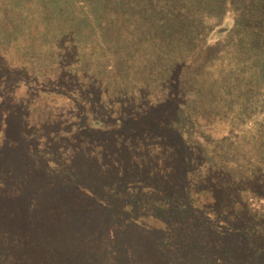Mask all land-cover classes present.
<instances>
[{"label": "trees", "instance_id": "obj_1", "mask_svg": "<svg viewBox=\"0 0 264 264\" xmlns=\"http://www.w3.org/2000/svg\"><path fill=\"white\" fill-rule=\"evenodd\" d=\"M71 2L17 0L10 8L30 33L0 78L32 75L38 85L30 97L22 85L1 97L10 138L0 160V264H264V0ZM61 13L80 32L70 24L58 46L77 49L82 76L106 78L89 57L98 50L100 60L128 67L113 72L111 96L82 99L91 107L75 113L83 118L75 127L51 94L73 96L74 70L38 79L40 67L60 59L54 44L38 47L60 28ZM89 30L98 37L81 49ZM30 57L33 67L18 76L16 65ZM10 66L18 74L5 73ZM151 70L167 84L162 91L148 89ZM196 70L200 78H190ZM138 78L148 79L143 91ZM39 141L45 166L59 164L54 172H42L39 157L27 161ZM16 142L21 148H11ZM21 158L23 171L14 164ZM31 165L32 175L16 177Z\"/></svg>", "mask_w": 264, "mask_h": 264}, {"label": "rangeland", "instance_id": "obj_2", "mask_svg": "<svg viewBox=\"0 0 264 264\" xmlns=\"http://www.w3.org/2000/svg\"><path fill=\"white\" fill-rule=\"evenodd\" d=\"M4 2L6 3L7 6L9 5V8L6 9L5 11H1L0 10V61H2V63L4 64V65H2L0 63L1 64L0 65V69L4 68L2 66H6L7 67L8 65H11V63H10L11 59H14L16 56H18L16 54H20L18 48L21 47V43H22V40H21L22 38L21 37L22 36H27V34L30 33L27 29L25 30L22 27H18V25L15 23V19L14 18L17 19L16 15H15V11L11 10L10 8L17 7V0H0V7H2V4H4ZM72 2H74V0H72ZM77 2L79 4H81V2H79V0H77ZM72 5H74V4H72ZM75 8H77V7H75ZM18 11L20 13L19 7L17 8V12ZM71 19H72L71 16L66 17L64 15V13H61L59 15L60 28H58L57 32H55L53 35L48 36V37H46V35H43L45 37V39H46L45 42H43L44 46H39L38 48H43V47L47 48V47H50V45L54 44L53 47L56 49L57 52H59L60 59L56 60L58 62H55V60H50L48 62H53V63H47L46 62L44 64L46 67L45 66L40 67L41 74L39 75L38 79L42 81V84H44V82H46L48 80V78L50 77L51 72H54L55 70H56V72H58L61 75L64 72L68 71V70H74V71H71V72H73L75 74V78H67V79H73V80L76 81V83L74 85L71 83V85L74 86V89H71L70 91H74V92H70L69 91L70 95L73 94V96H69L67 94H64V92L51 93V94H53V96L55 95V97L58 100L57 102L59 104L61 102L63 104L62 106H59V109L56 110L57 112H59V114L63 115L62 117H60V116L59 117L62 120L66 119L71 125H73V127H75L76 124L77 125L80 124L79 120L83 119V118H79L75 113L79 112V113H83L84 114V113H86L85 109L87 111V108L91 107V105H86L87 106V108H86V106L84 105L82 99L85 98V100L89 101L88 98L93 95L92 92H97V94H104V95L111 96L112 87L117 89L114 85L118 84V82H119L118 80H117V83L113 81V72L114 73H116V72L119 73V70H120L121 73L126 75V69L128 67L125 68L123 63H122L123 65L120 66L121 61H118V65H117V67H115V65H114L115 62L114 61L111 62L109 57L108 58H102L100 60L99 58L103 55V53L100 54V52L98 50L95 53V57H91V56H89V57L91 59L95 58V60H96L95 62H97V63L99 62V65L101 66L100 69L102 71V74L104 72L103 76H105L106 78H85L84 76H82L81 73L78 71V64H77L78 60L76 59V57L74 58V55H73V54H76L77 49L75 47L74 48H70V47L66 46L67 43L62 45V46H58V43L61 42L60 38L63 37L62 34L65 32L64 29L69 27L70 24L72 25ZM5 25H7L8 28H3ZM72 26H71V28L74 27V30H75L74 32L75 33H79L80 32V31L75 29V26H73V27ZM36 33L37 34L41 33V31H35L34 34H36ZM49 33H53V31H51ZM64 34L67 35V33H64ZM93 35L98 37L97 32H93V30H89V32L85 35L86 39L84 41L82 40L83 42L81 44H79L78 46H80L81 49H82V47H84L86 44L90 45L88 43V41L95 40L94 38L91 37ZM83 44H85V45H83ZM33 47H34V45H33ZM153 50L159 51V48L153 47ZM127 51H130V50L127 49ZM112 52H113V56H114V53L116 54V50L112 51ZM66 53L69 55V58L66 57ZM84 53L87 54V52H84ZM82 55L83 54H82V51H81L80 52V58L82 57ZM90 55H91V52H90ZM19 58L20 57L18 56L14 60H18ZM118 59H122V58H118ZM122 60L126 61L125 59H122ZM19 62H21V61H19ZM19 62H18V65H16V67H15L16 69L20 67L19 74L16 73L15 71H13L14 70L13 66H10V69L8 71H5V73H8L9 75L18 74V76H21V73H24V72L26 73L27 72L26 68H28L27 67L28 65H26V64H29L31 67H33V65H34V60L31 57L29 59H25L24 64L21 65V66H20ZM85 62H87V61H85ZM135 64H136L135 61H130V65H135ZM113 66L115 67L114 71H113V68H114ZM147 67H155V66H154L153 63H148ZM110 70H112V71L109 72ZM153 72H154V70L148 71L147 72V75H148L147 78H149V74H150V75H152L151 78L155 79L156 82L149 85L148 82H147L148 79L138 78V80L140 81L139 82L140 86H136V90H142L143 91V90H145L147 88L146 85H149L148 89L150 91H152L153 93L155 92V90L162 91L164 89V87L162 86L164 84L162 78L154 77L153 76ZM196 72H197V70L194 71V73L190 76V78H200V77L196 76V74H195ZM0 73H1V71H0ZM138 73L141 74V71H139ZM31 74H32V72H31ZM144 74L145 73H142V76H144ZM163 74L166 75V73H164V72H163ZM2 76H5V75L2 74L1 77ZM129 76L130 75H128L126 78H129ZM44 77H47V78H44ZM32 78H33L32 75L27 76V78H21V77H19V78H0V113L3 110V104H2L3 101L1 99V97H4V98L13 97L14 93H12V92L16 93V90H18V89H19V91L20 90H24V88L21 89L22 87H20V85L27 87V91H26L25 95H28L30 97V95L28 94V93H30V90H28V89H31V88H33V86H37L38 85V83H36V85H34L35 82H34V79H32ZM34 78H36V77H34ZM123 79H125V78H123ZM84 80H86V86L87 87H88L87 80L92 81L93 86L96 88V91H94V90L91 91L90 90L91 91L90 94L86 93V91L84 89L85 86L83 84ZM104 80L105 81L107 80L108 84L105 83ZM29 81H32V82H29ZM123 82L128 87L130 86V82L129 81L122 80V83L119 86V88L123 85V87L121 88L122 90H129L130 88H128L126 85H124ZM164 85L166 86L167 84L165 83ZM59 87L63 88V89L67 88L66 86L62 85V86H57L56 89H52V90H56L57 91V90H59L58 89ZM44 90H45V86H44ZM50 91H51V89H50ZM116 94H118V93H116ZM80 98H81V101H80ZM15 100H16V102H18L17 97H15ZM100 103L101 102H97L95 107L99 108L98 105H100ZM83 107H85V109ZM17 108L18 107H14L10 112H12L13 110L16 111ZM19 109H21V108H19ZM89 111H90V109H89ZM23 112L27 113L28 111H27V109H23ZM28 114L32 115L31 112H28ZM21 117H22L21 118V122H24L25 125L33 123L32 120L27 121L25 116H21ZM40 118H41V116H39L38 119H40ZM84 118L87 119V117H84ZM61 119H59L58 121L60 122ZM8 126H9V123L7 122V120L5 118H3V115H0V160H2L3 157L5 156L3 154L4 150L5 149H9L7 140L10 137H9L7 132L4 133V130ZM16 127H17V125H16ZM45 127L47 128L48 126H45ZM34 128H36V127H34ZM53 130H55V129H53ZM16 132H17V130L13 131L12 134L16 135ZM37 143H38L39 146H36L35 144H32V145L29 146L30 155H29V158L27 159L28 163L31 164V162L33 160H35L37 157H39L44 162V165L41 164L42 165V172H44L45 170H47V171L51 170L52 172H54V170L59 167V164L58 163H53V164H51L48 167L45 166L44 157L43 156H39V153L37 155V151H36L37 150L36 148H40L42 143L40 141L37 142ZM9 145H11V148H14L15 146H16V149L17 148H21L20 144H17V142H16V145L14 143H10ZM10 159H12V158H10ZM22 160H24V159L21 158V160H19L18 163H14L16 165V167H17V170H22L23 171L25 169L26 161H22ZM14 161L16 162V160H14ZM2 162H4V161H2ZM10 162H13V161H10ZM2 166L4 167V170L10 171L11 167H10L9 164H4L3 163ZM27 168L28 169H27V171L24 174H22L20 176V174H21L20 173L19 175H16V177L19 176V177L25 178L27 175H32L33 165H31V166H29ZM65 169H69V167H66ZM39 177L41 179L44 178V177H41V176H39ZM36 182H38V179L36 181H32V185L33 184L36 185L37 184ZM139 239L141 241V245L144 247L145 246V238H144V236L140 237Z\"/></svg>", "mask_w": 264, "mask_h": 264}]
</instances>
